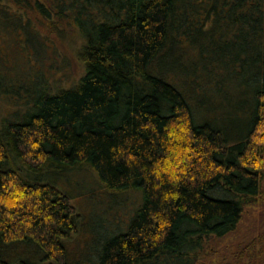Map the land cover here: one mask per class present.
<instances>
[{
    "label": "trees",
    "instance_id": "1",
    "mask_svg": "<svg viewBox=\"0 0 264 264\" xmlns=\"http://www.w3.org/2000/svg\"><path fill=\"white\" fill-rule=\"evenodd\" d=\"M0 37L33 67L48 50L83 66L53 90L0 50V93L27 99L0 120V264H196L260 196L264 0H0ZM238 110L236 131L210 117ZM80 167L143 195L92 260L68 249L82 215L42 182Z\"/></svg>",
    "mask_w": 264,
    "mask_h": 264
},
{
    "label": "rangeland",
    "instance_id": "2",
    "mask_svg": "<svg viewBox=\"0 0 264 264\" xmlns=\"http://www.w3.org/2000/svg\"><path fill=\"white\" fill-rule=\"evenodd\" d=\"M19 49L15 40L0 37V50L8 59L11 73L17 71V77L21 79L44 74L50 89L54 90L73 86L83 73V66L76 59L57 56L51 50L45 52L43 59L37 60L33 67L26 62L25 54ZM26 100L22 97L16 101L14 97L7 98L1 92L0 120L4 116L10 117L16 108H25ZM242 115L238 110L235 117L220 113L210 117L215 123L236 131ZM261 137L263 143L264 136ZM42 182L54 185L67 195L70 204L82 215L84 225L81 222L80 233L75 240L68 243V249L77 258L94 259L105 238L110 234L128 230L143 205V195L139 190L108 193L100 183L98 175L89 167L71 169L60 176L50 172L42 177ZM197 258L196 264H264V180L260 196L256 202L245 207L237 228L224 237L206 238Z\"/></svg>",
    "mask_w": 264,
    "mask_h": 264
}]
</instances>
